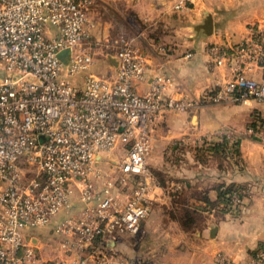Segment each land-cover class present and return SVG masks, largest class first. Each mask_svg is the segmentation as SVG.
I'll return each instance as SVG.
<instances>
[{
  "label": "built area",
  "instance_id": "obj_1",
  "mask_svg": "<svg viewBox=\"0 0 264 264\" xmlns=\"http://www.w3.org/2000/svg\"><path fill=\"white\" fill-rule=\"evenodd\" d=\"M96 1L0 0V264H113L115 244L136 241L149 213L155 119L232 100L264 102V80L247 84L249 73L264 70V26L236 44L209 46L213 64L231 74L219 88L175 97L162 72L140 93L147 56L133 37L113 40L114 70L91 71ZM79 74L81 86L69 80ZM220 133L229 147L239 141L232 128ZM246 133L264 142V121ZM118 152L116 160L99 157ZM241 203L233 190L227 213ZM73 206H81L77 216L53 225L60 255L51 258L36 229ZM214 258L236 264L221 252ZM240 264H264V242Z\"/></svg>",
  "mask_w": 264,
  "mask_h": 264
},
{
  "label": "crops",
  "instance_id": "obj_2",
  "mask_svg": "<svg viewBox=\"0 0 264 264\" xmlns=\"http://www.w3.org/2000/svg\"><path fill=\"white\" fill-rule=\"evenodd\" d=\"M179 1L97 0L90 12L92 17L93 10L107 11L124 22L131 13L138 22L124 25L147 56L148 79L136 84L140 93L162 72L171 76L167 93L175 97L219 88L231 74L213 64L209 46L236 44L251 28L264 26V0H182L185 6L174 8ZM207 16L212 20L208 35L198 29ZM108 62L106 70H114V62ZM263 80L264 70L247 75L249 85ZM258 117L264 121V102L232 100L187 112L169 110L155 119L147 160L149 213L136 241L115 244L113 264H216L218 252L240 264L259 249L264 242V142L246 133ZM224 127L239 136L233 147L226 143L227 153L236 148V156L207 151L223 141ZM230 184L239 187L240 207L233 213L212 212L219 190ZM80 208L62 213L77 216ZM60 216L53 222L64 218ZM51 236L46 249L38 241L45 255L56 258L58 242Z\"/></svg>",
  "mask_w": 264,
  "mask_h": 264
},
{
  "label": "rangeland",
  "instance_id": "obj_3",
  "mask_svg": "<svg viewBox=\"0 0 264 264\" xmlns=\"http://www.w3.org/2000/svg\"><path fill=\"white\" fill-rule=\"evenodd\" d=\"M98 10L92 11V17L91 20L94 23V34L92 37V52H93V58H94V64L91 67V71L93 72H106L107 68L109 69V62H108V55H113L115 53V47L113 40L121 35V31H126L123 35L126 37H134V32L130 28L129 25H127L130 22H135L134 24H137L135 18L131 13H128L125 17V22L121 18H118L116 15H112L110 12H103ZM124 23H127L124 25ZM122 24V25H121ZM105 25V27H103ZM140 27H143L142 24L139 23ZM105 28V30H103ZM84 77L83 74H79L73 77H69V80L74 83L77 86L82 85V81ZM108 156L114 160L118 159L120 157V153H113L108 154ZM107 158V157H106ZM110 160L107 158V161ZM63 212V211H62ZM56 215L54 218H52L49 225L42 228L36 229V235L40 238L42 246L44 249H46L48 240L52 237V228L53 225L62 220L63 218H60V220L53 222V219H58L60 214ZM67 217L66 213H62L60 217ZM57 217V218H56ZM54 220V221H55ZM54 241V240H53ZM55 242V241H54ZM56 243V242H55ZM42 248V249H43ZM44 253V250H43Z\"/></svg>",
  "mask_w": 264,
  "mask_h": 264
},
{
  "label": "trees",
  "instance_id": "obj_4",
  "mask_svg": "<svg viewBox=\"0 0 264 264\" xmlns=\"http://www.w3.org/2000/svg\"><path fill=\"white\" fill-rule=\"evenodd\" d=\"M257 116V115H255ZM262 121V119L258 118H253L251 125L256 126L258 125L260 122ZM227 147H226V142L223 140L217 144L211 145V146H207V151H211V152H219V153H223L225 156L228 157H232V156H236L237 155V150L236 148L233 150V152L231 154L227 153ZM233 190H239V187L233 184H230L226 187H224L222 190H219V195H218V200L216 202V204H214V206H212L213 208H218L219 204H226V207L217 209L215 212H218L220 214L222 213H227V204H228V195L229 193H231ZM216 205V206H215Z\"/></svg>",
  "mask_w": 264,
  "mask_h": 264
},
{
  "label": "water",
  "instance_id": "obj_5",
  "mask_svg": "<svg viewBox=\"0 0 264 264\" xmlns=\"http://www.w3.org/2000/svg\"><path fill=\"white\" fill-rule=\"evenodd\" d=\"M198 29L199 30H203V32L208 35L211 33L212 31V20H211V17L210 16H207L204 21L198 26ZM108 58L114 62V67L117 66V58L115 56H111V55H108ZM99 157H103V158H109L110 160H114L112 158H110L108 156V154H103V155H100Z\"/></svg>",
  "mask_w": 264,
  "mask_h": 264
}]
</instances>
